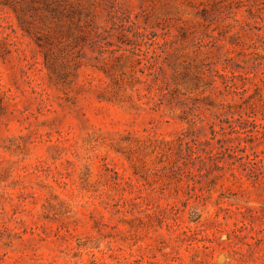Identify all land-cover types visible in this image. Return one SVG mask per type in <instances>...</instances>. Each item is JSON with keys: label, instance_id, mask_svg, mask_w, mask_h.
Listing matches in <instances>:
<instances>
[{"label": "rangeland", "instance_id": "374dc122", "mask_svg": "<svg viewBox=\"0 0 264 264\" xmlns=\"http://www.w3.org/2000/svg\"><path fill=\"white\" fill-rule=\"evenodd\" d=\"M248 119L264 0H0V264H264Z\"/></svg>", "mask_w": 264, "mask_h": 264}, {"label": "trees", "instance_id": "16d2710c", "mask_svg": "<svg viewBox=\"0 0 264 264\" xmlns=\"http://www.w3.org/2000/svg\"><path fill=\"white\" fill-rule=\"evenodd\" d=\"M249 120V119H248ZM249 122L255 127H259L258 131L259 132V136L264 137V122H259L256 123L255 121H253L252 119L249 120ZM257 136V137H259ZM230 150V149H229ZM228 155H231V152H228ZM248 158L247 160V166L249 169V173L251 175H264V148L259 150L258 152H254L252 154V157L246 156ZM89 264H102L99 262H96L94 260L90 261Z\"/></svg>", "mask_w": 264, "mask_h": 264}]
</instances>
